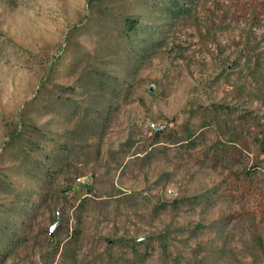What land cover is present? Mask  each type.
I'll return each mask as SVG.
<instances>
[{
  "label": "rangeland",
  "instance_id": "1",
  "mask_svg": "<svg viewBox=\"0 0 264 264\" xmlns=\"http://www.w3.org/2000/svg\"><path fill=\"white\" fill-rule=\"evenodd\" d=\"M0 264H264V0H0Z\"/></svg>",
  "mask_w": 264,
  "mask_h": 264
}]
</instances>
